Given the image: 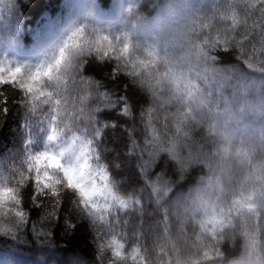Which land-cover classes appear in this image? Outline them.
<instances>
[{
  "label": "trees",
  "instance_id": "16d2710c",
  "mask_svg": "<svg viewBox=\"0 0 264 264\" xmlns=\"http://www.w3.org/2000/svg\"><path fill=\"white\" fill-rule=\"evenodd\" d=\"M245 3L0 0V62L32 67L51 62L80 27L86 28L77 41L82 46L94 40L95 31L119 47L127 36L140 49L129 53L136 78L128 75L130 68L112 78L117 61L104 41L101 51L111 59H101L95 48L80 57L79 71L59 86L56 119L66 139L91 138L99 128L101 163L110 166L119 195L140 201L121 209L122 223L115 225L124 259L111 250L101 259L95 229L71 190L62 193L58 218L45 219L53 201L35 207L33 173L20 185L19 207L27 222L0 231V264H264V75L246 68L239 49H211L216 63L204 55L208 43L229 34L233 15L239 23L231 34L237 39L244 31L259 33L258 12L244 22ZM244 47L258 67L264 59L259 46L254 57L247 42ZM121 93L128 115L110 107ZM0 96L8 101L6 114L0 112V186L12 187L29 153L46 145L40 128L48 127L50 109L40 104L32 110L26 105L30 98L11 84L0 85ZM133 147L145 153L143 159L150 153L167 165L149 169L161 177L158 199L129 158Z\"/></svg>",
  "mask_w": 264,
  "mask_h": 264
},
{
  "label": "snow or ice",
  "instance_id": "6c2138e0",
  "mask_svg": "<svg viewBox=\"0 0 264 264\" xmlns=\"http://www.w3.org/2000/svg\"><path fill=\"white\" fill-rule=\"evenodd\" d=\"M245 24L252 11L258 12L260 18V31L255 33L254 30L244 31L240 38L231 33L235 32L239 23L233 15L232 29L223 39L219 36L214 41L207 44V51L204 52L208 61L216 63L217 56L211 54V49L220 47L227 51L229 48L239 49L243 54L241 62L248 69L261 71L264 75V59L259 61L258 67H253L254 61L249 58L245 52V42L250 46L253 57L255 56L257 46L262 56H264V0H246L245 3ZM255 27V25H254ZM86 31L74 30L64 44L59 48L57 54L51 62L43 63L35 67L14 64L12 62H0V85L11 84L19 88L25 97L30 99L26 105L30 104L32 110L40 105H46L50 109L48 116V127H41L40 131L44 133L46 145L42 151L29 153L25 171L19 172L15 186H0V221H7L12 218L11 223H4L0 226V231L9 230L17 226L18 222H27V212L20 209V185L32 177L34 173V191L33 203L35 207H43L45 200L53 201L51 204L52 211H46L45 219H57L61 207L62 193L71 190L76 195V207L81 215L89 219L96 232V244L101 254V250L107 246L111 249L112 254L117 260H123L124 244L117 239L115 234V225L121 224L119 211L128 209L130 206L139 205L140 201L135 198H124L119 195V183L111 177V168L108 164L101 163V152L97 144V137L100 136V129L96 128L91 138L85 134L83 137L73 135L71 139H66V133L59 125L56 119L59 115V107L62 104V93L60 85L64 77L72 72L79 71L81 61L80 57L85 55L92 48H95L97 55L101 58H109L107 52H102L100 41L107 43L108 47L115 52L117 61L116 69L112 73V78L121 70L131 69L128 71L130 77L139 76L136 65L129 59L131 51H139V46L134 47L127 36L120 39L123 47L113 45L108 35H102L91 31L90 35L94 37L87 46L80 45L78 38ZM121 53L123 55H121ZM17 69L19 71L17 72ZM135 82V79H134ZM51 89L45 91L44 89ZM42 98V99H41ZM3 104L0 105V112L5 113L8 110L7 99L0 96ZM67 102V98H63ZM39 100V104L37 101ZM110 107L117 112V115H128V100L124 94H119L117 100ZM115 127V124L111 125ZM32 141L29 140V143ZM129 158L135 161V167L138 174L144 178L145 187L150 189V194H155L158 199L161 194L159 185L161 177L158 174L150 173L149 169L155 166H167L166 163L158 157L147 153L148 159H143V151L136 152L135 147L128 153ZM51 170V175L49 174ZM155 176V179H153ZM16 176L13 177L15 179ZM99 180L100 183H97ZM11 207H8V205ZM115 210V211H113ZM109 217H112L109 220ZM126 223V221H123ZM75 227V225H71ZM107 228L105 233L102 229ZM43 236H48L49 232H40ZM139 235V234H138ZM110 236V239L107 237ZM121 239L123 234L121 233ZM140 247L132 249L131 258L136 260ZM115 264V262H114Z\"/></svg>",
  "mask_w": 264,
  "mask_h": 264
},
{
  "label": "clouds",
  "instance_id": "9594fccd",
  "mask_svg": "<svg viewBox=\"0 0 264 264\" xmlns=\"http://www.w3.org/2000/svg\"><path fill=\"white\" fill-rule=\"evenodd\" d=\"M84 27H80L77 28L76 30H82ZM3 69H0V71H2ZM19 71V69H17V72ZM251 207V206H250ZM250 210V208H249ZM12 222V218L9 217L7 219V221H0V226H2L4 223H11ZM111 250L110 248H108L107 246H105L102 250H101V259L104 260V257L106 255V253H108V251ZM105 264H111L110 260L105 261Z\"/></svg>",
  "mask_w": 264,
  "mask_h": 264
},
{
  "label": "rangeland",
  "instance_id": "374dc122",
  "mask_svg": "<svg viewBox=\"0 0 264 264\" xmlns=\"http://www.w3.org/2000/svg\"><path fill=\"white\" fill-rule=\"evenodd\" d=\"M97 183H100L99 180L97 181Z\"/></svg>",
  "mask_w": 264,
  "mask_h": 264
}]
</instances>
